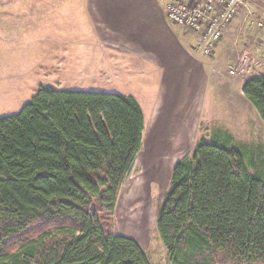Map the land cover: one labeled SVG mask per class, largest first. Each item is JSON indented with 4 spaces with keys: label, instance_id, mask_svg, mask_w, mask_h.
<instances>
[{
    "label": "trees",
    "instance_id": "obj_1",
    "mask_svg": "<svg viewBox=\"0 0 264 264\" xmlns=\"http://www.w3.org/2000/svg\"><path fill=\"white\" fill-rule=\"evenodd\" d=\"M242 93L264 121V75ZM145 131L133 96L49 86L0 117V264H152L109 229ZM216 142L201 137L172 170L157 215L168 263L264 264V177Z\"/></svg>",
    "mask_w": 264,
    "mask_h": 264
},
{
    "label": "rangeland",
    "instance_id": "obj_2",
    "mask_svg": "<svg viewBox=\"0 0 264 264\" xmlns=\"http://www.w3.org/2000/svg\"><path fill=\"white\" fill-rule=\"evenodd\" d=\"M53 3L59 5L53 10V28L70 39L68 43L53 44V53L49 43L30 42L31 27H27L25 32L22 19L3 17L8 12H0V117L18 114L31 102L40 86L53 85L46 82L49 80L46 72L68 64L74 73L86 72L91 78L87 83L73 84L74 87H90V90L80 92L132 94L140 100L149 119L155 99L164 88L162 70L152 67L145 53L140 57H129L103 48L100 50L107 56L106 66L99 68L97 57L84 58L85 47L88 50L99 44H84L71 32L81 22L82 26H78L81 31H94L95 18H98L97 0H53ZM260 16L264 24V16ZM241 25L240 20L231 25L216 56L208 58L197 52L205 64L209 61L210 82L203 84L197 122L193 126V113L187 114L186 106H175L178 114L164 115L166 108L164 101L161 102L153 115V124L146 125L138 164L136 161L120 194L116 214L109 220V229L136 240L152 264H169L157 230L158 211L170 188L174 166L185 156L192 155L201 137L211 143L231 138V146L246 154L250 172L264 177V121L242 93V85L247 78L229 74L230 65L236 62L233 41ZM248 33L257 38L251 52L263 66L258 74L264 75V29L244 30L238 43L240 52L245 50L244 45L249 41ZM92 52L91 49V56ZM115 57L131 64L115 68ZM20 64L23 67H19ZM35 71L41 72V76L34 75ZM61 87L70 89V85ZM153 127L157 129L152 130Z\"/></svg>",
    "mask_w": 264,
    "mask_h": 264
},
{
    "label": "crops",
    "instance_id": "obj_3",
    "mask_svg": "<svg viewBox=\"0 0 264 264\" xmlns=\"http://www.w3.org/2000/svg\"><path fill=\"white\" fill-rule=\"evenodd\" d=\"M249 3L264 16V0H249ZM56 8H59V5L53 3V0L0 2V12H8L2 15L3 17L22 19L23 26H26L25 32L28 31L27 27H31L30 42L49 43L52 53L53 44L70 41L68 37L58 34L53 28V10ZM97 13L98 18H95L94 31H81L78 26H82L83 22L78 23L75 27L72 25L75 30L71 32L82 43L99 44V46L95 44L88 50V47H85L84 58L97 57L100 68L106 66L105 59L107 57L100 48L110 49L117 54L129 57H140L139 55L143 53L147 54L148 63L152 67L162 70L164 88L160 91L161 95L155 99L156 103L149 119L144 114L146 125L153 124V115L157 113L159 105L164 101L163 106L166 108L164 115L178 114L175 106H186V113H193L191 120L193 126L197 122V107L203 96L201 93L203 84L206 85L207 82L208 84L210 82L207 71L209 61L205 64L195 51L197 36L168 20L165 13V0H97ZM33 28L36 30L33 31ZM90 37L95 39L92 40ZM17 39L24 40V38ZM113 59L115 68L131 64L130 61L124 62L121 58ZM19 67L23 66L20 64ZM46 73L49 76V80L46 82L53 85L43 86L57 90H90L88 86H73V84L87 83L91 78L86 72L74 73L68 64L58 69H51ZM33 74L37 77L41 76V72L35 71ZM63 85H70V89L61 87ZM126 96H133L142 107V103L136 96L132 94ZM153 129H157V127H153ZM163 131L165 132V129Z\"/></svg>",
    "mask_w": 264,
    "mask_h": 264
},
{
    "label": "built area",
    "instance_id": "obj_4",
    "mask_svg": "<svg viewBox=\"0 0 264 264\" xmlns=\"http://www.w3.org/2000/svg\"><path fill=\"white\" fill-rule=\"evenodd\" d=\"M165 13L172 24L197 36L195 51L208 58L216 56L227 30L240 20V32L233 41L236 62L230 65L229 74L241 78L259 76L263 66L251 52L254 36L248 33L245 50L238 49L244 30L264 29L260 13L251 7L249 0H165Z\"/></svg>",
    "mask_w": 264,
    "mask_h": 264
},
{
    "label": "bare ground",
    "instance_id": "obj_5",
    "mask_svg": "<svg viewBox=\"0 0 264 264\" xmlns=\"http://www.w3.org/2000/svg\"><path fill=\"white\" fill-rule=\"evenodd\" d=\"M139 161V160H138ZM138 161H137V164H138Z\"/></svg>",
    "mask_w": 264,
    "mask_h": 264
}]
</instances>
